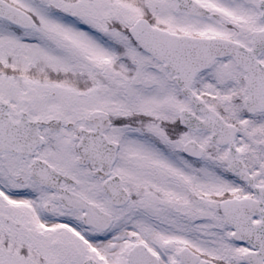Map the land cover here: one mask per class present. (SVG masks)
Here are the masks:
<instances>
[{"label": "snow or ice", "instance_id": "6c2138e0", "mask_svg": "<svg viewBox=\"0 0 264 264\" xmlns=\"http://www.w3.org/2000/svg\"><path fill=\"white\" fill-rule=\"evenodd\" d=\"M0 264H264V0H0Z\"/></svg>", "mask_w": 264, "mask_h": 264}]
</instances>
